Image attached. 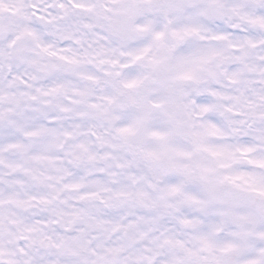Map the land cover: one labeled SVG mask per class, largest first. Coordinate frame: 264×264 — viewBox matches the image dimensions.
I'll use <instances>...</instances> for the list:
<instances>
[{"label": "snow or ice", "instance_id": "6c2138e0", "mask_svg": "<svg viewBox=\"0 0 264 264\" xmlns=\"http://www.w3.org/2000/svg\"><path fill=\"white\" fill-rule=\"evenodd\" d=\"M0 264H264V0H0Z\"/></svg>", "mask_w": 264, "mask_h": 264}]
</instances>
